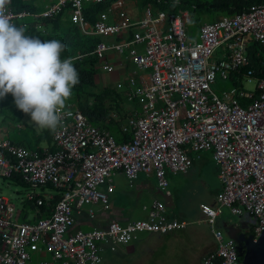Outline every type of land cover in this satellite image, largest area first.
Returning <instances> with one entry per match:
<instances>
[{
  "label": "built area",
  "instance_id": "built-area-1",
  "mask_svg": "<svg viewBox=\"0 0 264 264\" xmlns=\"http://www.w3.org/2000/svg\"><path fill=\"white\" fill-rule=\"evenodd\" d=\"M84 1L107 0H55L38 17H53L70 6L72 21L85 34L116 36V44L99 42L95 53L102 58L100 67L105 72L115 69L106 51L123 53L126 48L139 69H151L117 84L129 99L138 101L141 112L132 110L123 123V131L131 134L124 142L72 106L62 111L61 124L53 133L54 148L31 149L0 139V177L18 173L34 187L53 186L60 195L47 215L37 208L35 221H18L15 206L0 194V264H28L31 251L37 250L51 254L39 264H102L106 248L116 250L138 239L140 232L163 235L187 228L188 221L169 219L166 203L159 198L142 219L111 220L106 227L91 230L74 229V224L75 212L81 213L85 205H109V194L100 186L120 171L130 182L143 171L153 172L159 187L170 195L167 171L187 173L193 163L190 151L212 152L222 184L217 200L199 207L201 220L216 241L200 264H244L237 242L225 238L219 219L227 206L252 225L254 240L264 230V78H257L249 68L244 79L257 81L255 91L235 87L223 98L212 91L211 82L218 75L228 79L250 66L249 39L264 47V3L202 23L197 40L187 32L192 21L188 9L155 11L147 6L143 16L131 22L124 0H117L91 23L84 14ZM7 10L15 24L32 14L8 5ZM112 14L115 21L110 19ZM131 31L128 39L125 34ZM135 44H141L143 51L130 48ZM220 47L225 56L215 58ZM54 199L55 192L34 191L28 196L36 206ZM88 212L95 216L93 208Z\"/></svg>",
  "mask_w": 264,
  "mask_h": 264
},
{
  "label": "rangeland",
  "instance_id": "rangeland-1",
  "mask_svg": "<svg viewBox=\"0 0 264 264\" xmlns=\"http://www.w3.org/2000/svg\"><path fill=\"white\" fill-rule=\"evenodd\" d=\"M93 4L94 3L84 1L85 6ZM143 7L141 0L138 3L134 0H125V5L123 6L127 14H129L128 16H131L130 19L132 21L138 20ZM183 10L185 9H179L178 12ZM104 11H108V8L104 9ZM68 13H70L69 10L66 11V14ZM192 14L193 20L187 25V32L192 39L198 40L201 23L212 22L227 13L217 8L213 12H206L201 15V19L198 23L195 22L196 17L193 12ZM112 18L113 16H111V20H113ZM25 21L26 18L21 22V25H24L26 23ZM246 37L250 38L251 35L249 34ZM97 38L100 42L107 44H116L119 41L116 36L98 35ZM137 47L140 49V46L135 47L139 50ZM125 50L124 53H119L114 50H109L105 53L106 59L115 56V58L109 59V62L114 66H119V63L124 62L127 68L125 73L121 74V69H119L120 66L118 68L115 66L113 72H102L105 73V80L107 77L108 86L119 92H124L125 90L124 88L117 87L119 82L125 83L129 76L132 75L138 78L142 73L151 72V69H138L129 50L127 48ZM259 50V53L264 57V48L260 47ZM142 51L141 47V52ZM225 53L224 47H220L215 54V58H223ZM98 86L103 88L107 86V84L101 79ZM235 87L248 92H254L257 88V81L243 79L241 82L238 81L236 83L231 77L224 79L218 75L217 78L211 82L212 91L222 98L225 93ZM73 97L72 95L69 100L66 101V107L72 104L70 101H73ZM107 102L109 103V101ZM124 106L128 110L137 109L138 113L141 112V106L137 100H125ZM46 130L47 129L41 131L37 130V127L31 121L30 115L17 109L11 94H7L4 98H0V136L16 142L21 141L26 146L32 148L46 147V141L38 142L36 139V133L39 135ZM190 157L193 159L194 163L188 173L174 174L167 171L170 189L173 192V196L170 197V203L168 204L169 207H167V214L186 219L189 221V226L185 229L176 230L163 235H151V233L148 232H140L138 233L139 240L136 239L137 241L134 240L126 245V247H131V251L126 253L105 252L102 264H200L201 257L204 253L215 246L216 241L209 225L201 220L202 214L199 206L202 202L213 204L217 200L222 189V184L218 176L219 168L213 159L211 151L199 153L190 151ZM123 185L132 189L130 186L134 184H128V182L123 181ZM34 191L38 193H54V190L50 188L43 189L39 186H28L18 183L12 178L0 177V194L8 197L15 206V219L18 221L32 219L34 214L31 212V207L28 204L24 207V203L28 201L30 192ZM152 202L153 195L149 193L143 195L141 204L135 209V217H145L146 211H143L142 204L150 206ZM221 218L227 222H233L235 220L240 221V218L233 214L230 207L227 206L224 207V214ZM221 218L219 219V227L223 231L225 238L228 239L230 235L224 226L220 224ZM38 261L39 258H33V262L31 261L29 264H37Z\"/></svg>",
  "mask_w": 264,
  "mask_h": 264
},
{
  "label": "trees",
  "instance_id": "trees-1",
  "mask_svg": "<svg viewBox=\"0 0 264 264\" xmlns=\"http://www.w3.org/2000/svg\"><path fill=\"white\" fill-rule=\"evenodd\" d=\"M116 1L117 0H107L104 2L94 3L90 6H85L84 14L91 23H95L99 18L100 13ZM141 1L144 6L143 9L147 6H151L155 11L163 10L169 12H178L179 9L192 10V20L193 12L196 17V23H198V21L201 19V15L206 12H213L217 8L225 11L227 13L226 15H233L237 12L243 11L251 4L264 3V0H177L175 2L170 0H162L161 3H158L154 0ZM10 6L16 11H22L26 9L30 10L29 4L24 0H11ZM66 9L69 10L70 13L66 14ZM71 13L72 9L70 6H67L61 13L53 17L37 18L33 22H26L25 25H21L20 21H18L16 24L18 26H24L26 28L25 34L28 36L38 37L41 40L58 39L67 45V49L61 53V59L67 58L68 56L78 57V59L74 61V64L79 73L80 79V82L73 88L72 95L74 97L73 101H70V103L81 109L93 124L109 130V132L114 135V137L119 142L128 141L131 138V134L124 132L122 125L130 116V110L125 108L124 101H135L136 99H129L124 94V92L116 91L111 87L105 86L100 88L98 86L97 79L99 73L101 72L100 65L102 58L97 53H95V49L100 40L97 38L98 35L85 34L82 29L72 21ZM132 36L133 31L129 33L128 39H131ZM260 47L264 48L256 40L249 39L247 52L251 59V64L250 66L242 68L241 73L234 72L232 74L231 79H234L236 83L238 81L241 82L244 79L245 73L249 68H253L255 70V76L257 78H264V57H262V55L259 53ZM107 101H109V103ZM116 113L117 116H115ZM36 136L38 142L42 141L43 139L51 141L53 131L47 129L42 134L38 135L36 133ZM12 142L18 145H25L21 141ZM29 148L34 149L32 147ZM36 148L41 149L40 147ZM5 178H12L18 183L33 186L26 182L18 173H14L12 176ZM47 187L54 190L55 199L52 202L46 200V203L43 205L36 206L45 215L51 211V205L53 206L60 198V195L56 193L57 190L53 186ZM47 187L42 188L46 189ZM27 204H29L30 207L35 206L34 201L25 203L24 207H26ZM49 204L50 206H48Z\"/></svg>",
  "mask_w": 264,
  "mask_h": 264
},
{
  "label": "clouds",
  "instance_id": "clouds-1",
  "mask_svg": "<svg viewBox=\"0 0 264 264\" xmlns=\"http://www.w3.org/2000/svg\"><path fill=\"white\" fill-rule=\"evenodd\" d=\"M0 0V98L11 94L17 109L30 115L38 131H55L66 101L80 82L76 56L61 59L67 45L25 34ZM192 22V21H191Z\"/></svg>",
  "mask_w": 264,
  "mask_h": 264
},
{
  "label": "crops",
  "instance_id": "crops-1",
  "mask_svg": "<svg viewBox=\"0 0 264 264\" xmlns=\"http://www.w3.org/2000/svg\"><path fill=\"white\" fill-rule=\"evenodd\" d=\"M24 1L26 3H28L29 6H30V10L29 9H26V10L32 12L31 15L25 17L26 18L25 22H30V21L33 22L37 18H39L38 14L41 13V11H43L48 5L53 3L55 0H24ZM134 1L137 2V3L139 2L138 0H134ZM124 2H125V0H124ZM8 6H10V4ZM143 13H144V9L142 10L141 15L139 16L138 20L143 16ZM111 16H113V18H112L113 20H111V21H115L116 20V15L112 14ZM111 16H110V19H111ZM128 18L130 19L131 16L130 17L128 16ZM24 19L22 18L19 21L22 22ZM130 21L131 22H135V21H132L131 19H130ZM125 36L128 38V36L126 34H125ZM136 46H140V49H139V47H137L139 49L138 51L141 52V47H142V50H143V46L141 44L132 45V46H130V48H135ZM110 58H115V56L108 57L107 58L108 62H109ZM109 63L112 64L111 62H109ZM135 65H136V63H135ZM115 66L117 68L120 66L119 69H121V72H122L121 74L126 72L127 68L124 65V62L119 63V66H117V65H115ZM140 70H146V69H140ZM102 72L103 71L101 69V72L98 75L97 83H100V81L102 79L103 82L104 83L106 82V84L108 86L107 77H106V80H105L104 79L105 73H102ZM107 73H109V72H107ZM142 74H146V73H142ZM108 87H110V86H108ZM70 106L76 108V106H74L72 104ZM132 110L133 109H130L129 112H131ZM0 139H5V137L0 136ZM6 140H9V139L6 138ZM9 141L12 142V140H9ZM42 141H46L47 142V146L46 147H40L41 149L47 148V147L54 148V146H53V136H52V140L51 141L47 140V139H43ZM16 145H18V144H16ZM23 146H26V145H23ZM34 149H36V148H34ZM189 155H190V153H189ZM192 161H193V159H192ZM193 163H192V165H193ZM123 181L124 182L125 181L128 182V184H134L133 186L129 185L132 189H130V188L126 187L125 185H123ZM111 186H112V189L110 190ZM100 189L105 191V192H108L109 199H110L109 205L105 206V205H103L101 203H96V204H92V205H90V204L85 205L82 208L81 213L75 212L74 229L80 228V229H83V230H91V229L96 228V227L97 228H104V227H106L108 225V223L111 220H118L121 223H128L130 221H134V220H137V219L145 218L148 215V209H149V207L151 205L149 206L147 204H142L143 211H146V216L145 217L136 218L135 217L136 216L135 209L137 207H139V204H141V202H142V196L145 195L146 193H149V194L153 195V201L155 199H158V198L160 200H163L166 203V207H169L168 204L170 203V200H167L166 197L163 195V193L166 194L167 192L166 191L164 192L159 187L158 180H157V178H156V176H155V174L153 172H145V171H143V172L140 173L138 179H136L133 182H130L127 179V177L125 176V174L120 171V172H117L113 176V178H112V180L110 182H107L106 184L101 185ZM168 192L170 193V197L173 196V192L170 189V182H169ZM28 202L29 201H27L25 203H28ZM202 203H204V202H202ZM31 207H32L31 208V210H32L31 212L34 215L32 216V219H30V220L35 221L37 219V207H36V204H35V206H31ZM90 208H93V210L95 212V216L93 218L89 216V212L88 211H89ZM167 212H168V208H167ZM26 215L28 216L27 213H26ZM168 216H169V219L186 220V219H183V218H178V217H175V216H171L170 214ZM30 220H24V221H30ZM151 235H156V234L151 233ZM137 240H139V238ZM137 240H135V241H137ZM126 245L127 244L119 245V246H117L116 250H111L109 248H106V250L103 252V256H104L105 252L106 253L107 252H120V253H124L125 252L126 253V252L131 251L132 250L131 247H126ZM210 250L211 249H209L208 251H210ZM208 251H206L205 253H207ZM31 255H32V258H31L32 262H33V258H39V261L37 262V264H39L40 261L43 260V259H50L51 258V254L49 252L45 251V250L31 251ZM103 261H104V257H103ZM30 262H28V264Z\"/></svg>",
  "mask_w": 264,
  "mask_h": 264
},
{
  "label": "water",
  "instance_id": "water-1",
  "mask_svg": "<svg viewBox=\"0 0 264 264\" xmlns=\"http://www.w3.org/2000/svg\"><path fill=\"white\" fill-rule=\"evenodd\" d=\"M167 200H170V195L163 193ZM224 228L227 230L230 237L235 239L237 242V238L231 233L230 228H228L227 224H224ZM249 243V241L247 242ZM239 256L241 261L244 264H264V230L257 238V240H252L249 246L246 249H240Z\"/></svg>",
  "mask_w": 264,
  "mask_h": 264
},
{
  "label": "flooded vegetation",
  "instance_id": "flooded-vegetation-1",
  "mask_svg": "<svg viewBox=\"0 0 264 264\" xmlns=\"http://www.w3.org/2000/svg\"><path fill=\"white\" fill-rule=\"evenodd\" d=\"M239 217V216H238ZM240 221L227 222L221 218L220 224L228 225L231 233L237 238V245L240 249H246L250 242L253 240L254 231L250 223L246 222L243 218L239 217ZM249 241V243H247Z\"/></svg>",
  "mask_w": 264,
  "mask_h": 264
}]
</instances>
